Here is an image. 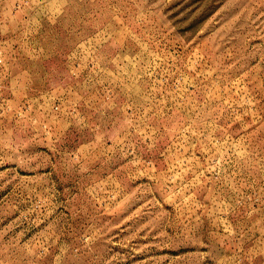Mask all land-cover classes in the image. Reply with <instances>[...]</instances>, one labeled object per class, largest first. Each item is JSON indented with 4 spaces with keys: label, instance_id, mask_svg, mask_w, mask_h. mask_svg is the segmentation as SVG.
I'll use <instances>...</instances> for the list:
<instances>
[{
    "label": "rangeland",
    "instance_id": "374dc122",
    "mask_svg": "<svg viewBox=\"0 0 264 264\" xmlns=\"http://www.w3.org/2000/svg\"><path fill=\"white\" fill-rule=\"evenodd\" d=\"M0 264H264V0H0Z\"/></svg>",
    "mask_w": 264,
    "mask_h": 264
}]
</instances>
